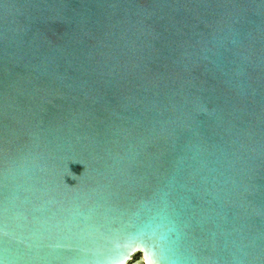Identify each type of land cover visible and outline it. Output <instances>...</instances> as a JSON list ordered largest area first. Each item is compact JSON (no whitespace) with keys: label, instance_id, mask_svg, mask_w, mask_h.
Instances as JSON below:
<instances>
[{"label":"water","instance_id":"obj_1","mask_svg":"<svg viewBox=\"0 0 264 264\" xmlns=\"http://www.w3.org/2000/svg\"><path fill=\"white\" fill-rule=\"evenodd\" d=\"M0 264H264V0H0Z\"/></svg>","mask_w":264,"mask_h":264},{"label":"rangeland","instance_id":"obj_2","mask_svg":"<svg viewBox=\"0 0 264 264\" xmlns=\"http://www.w3.org/2000/svg\"><path fill=\"white\" fill-rule=\"evenodd\" d=\"M134 257H135V256H134ZM134 257H133V258H134Z\"/></svg>","mask_w":264,"mask_h":264}]
</instances>
